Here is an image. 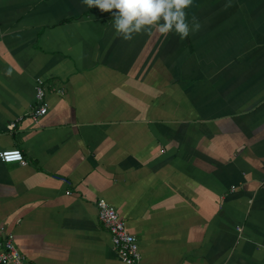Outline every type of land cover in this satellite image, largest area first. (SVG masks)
Listing matches in <instances>:
<instances>
[{"label": "crops", "instance_id": "1", "mask_svg": "<svg viewBox=\"0 0 264 264\" xmlns=\"http://www.w3.org/2000/svg\"><path fill=\"white\" fill-rule=\"evenodd\" d=\"M186 13L124 40L82 0H0V151L26 161L0 160V226L29 264H127L99 197L139 264H264V0Z\"/></svg>", "mask_w": 264, "mask_h": 264}, {"label": "clouds", "instance_id": "2", "mask_svg": "<svg viewBox=\"0 0 264 264\" xmlns=\"http://www.w3.org/2000/svg\"><path fill=\"white\" fill-rule=\"evenodd\" d=\"M88 8L96 7L102 12H112L116 36L131 40L133 34L147 31L152 35L175 32L181 39L200 29L196 17L191 25L186 9L193 0H82ZM114 10V11H113Z\"/></svg>", "mask_w": 264, "mask_h": 264}, {"label": "built area", "instance_id": "3", "mask_svg": "<svg viewBox=\"0 0 264 264\" xmlns=\"http://www.w3.org/2000/svg\"><path fill=\"white\" fill-rule=\"evenodd\" d=\"M35 99L37 102L36 106L30 113V116L34 120L45 114L48 108L45 100V89L41 79L36 80ZM14 125V123H11L9 127L13 128ZM0 160L6 163H26L22 151L18 148L1 150ZM96 211L97 218L110 234L113 248L119 257L127 264H139L141 256L137 239L135 235L127 231L124 221L119 217L115 207L104 198L99 197L96 200ZM0 262L29 264L24 255L14 245L13 235L7 233L3 226H0Z\"/></svg>", "mask_w": 264, "mask_h": 264}]
</instances>
